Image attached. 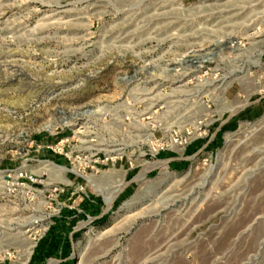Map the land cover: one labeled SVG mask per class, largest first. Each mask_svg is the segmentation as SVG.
Listing matches in <instances>:
<instances>
[{"label": "rangeland", "instance_id": "obj_1", "mask_svg": "<svg viewBox=\"0 0 264 264\" xmlns=\"http://www.w3.org/2000/svg\"><path fill=\"white\" fill-rule=\"evenodd\" d=\"M51 262L264 264V0H0V264Z\"/></svg>", "mask_w": 264, "mask_h": 264}, {"label": "bare ground", "instance_id": "obj_2", "mask_svg": "<svg viewBox=\"0 0 264 264\" xmlns=\"http://www.w3.org/2000/svg\"><path fill=\"white\" fill-rule=\"evenodd\" d=\"M236 110H237V109H233L232 112H235ZM46 163H47V165L54 166V164H52V163H50V162H46ZM159 163H160V162H150V163H146V164H144L142 170L140 171V173L138 174V176H137L135 179H136V180H139V181L143 180L144 177H145V175H146V173H147L150 169H152V168H154V167H157V166H160ZM55 167H56V166H55ZM57 168L60 169V170H63V171H64V170H67L66 168H64V167H60V166H57ZM119 186H120V187L114 192V194H113L111 197H109V198L106 199L107 207L111 204V202H112L113 198L115 197V195L117 194V192H118L123 186H125V183H123V184L121 183ZM50 264H52V262H51Z\"/></svg>", "mask_w": 264, "mask_h": 264}]
</instances>
